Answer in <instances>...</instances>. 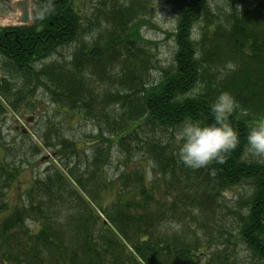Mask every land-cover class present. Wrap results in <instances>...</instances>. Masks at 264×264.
<instances>
[{"label": "trees", "instance_id": "trees-1", "mask_svg": "<svg viewBox=\"0 0 264 264\" xmlns=\"http://www.w3.org/2000/svg\"><path fill=\"white\" fill-rule=\"evenodd\" d=\"M42 1L32 24L0 28V59L25 84L44 86L65 120L101 131L87 155L66 134L49 143L48 121L39 149L55 157L12 206L6 189L18 169L0 161V264H239L240 248L249 264H264V162L245 157L247 133L264 117V0H230L226 14L210 0H183L168 67L133 24V5L111 12L101 3L107 27L97 31L74 0ZM73 43L62 57L58 49ZM222 91L239 105L230 120L240 143L223 162L179 174L169 134L185 119L210 122ZM114 149L120 170L111 175ZM247 181V209L222 225L224 216H212L216 195Z\"/></svg>", "mask_w": 264, "mask_h": 264}, {"label": "rangeland", "instance_id": "rangeland-1", "mask_svg": "<svg viewBox=\"0 0 264 264\" xmlns=\"http://www.w3.org/2000/svg\"><path fill=\"white\" fill-rule=\"evenodd\" d=\"M18 0H0V28L6 26H20L19 21L21 15V9L15 6ZM183 0H74L76 7L81 11V14L86 15L87 22L94 26L97 25L98 30L103 28L106 30V19L101 16H97L106 11L109 8L112 12L113 7H120L133 5L138 10L137 15L133 17L135 23L140 24V35L151 42L150 46L153 47L152 51L155 53L156 60L162 66L168 67L174 60V54L176 50V43L174 40V32L177 27L179 19V7ZM42 0H28L30 8V17L26 24H32L35 20V16L39 13V8ZM101 3L104 4V11H99L103 8ZM211 6L218 14H226L231 9L230 0H210ZM240 4V1L234 0L233 4ZM102 6V7H101ZM86 21V20H85ZM98 22L100 25H98ZM93 27V28H94ZM92 30L87 34L83 41L91 43L96 31ZM198 29V28H197ZM95 31V32H93ZM77 43L67 45L58 49L61 52L62 57L70 56L77 47ZM56 53V52H55ZM60 55H56L59 58ZM48 63L49 61H44ZM39 66L38 64L36 65ZM162 70V69H161ZM160 70V71H161ZM160 71L152 70L151 79L157 80L161 74ZM5 78V79H4ZM8 80L12 82L11 97H5V94L9 91ZM7 82V86L4 84ZM0 161H8L17 167V173L14 180L6 189V197L8 199V205L12 206L13 203L18 201L19 195H21L29 183L35 176H43L45 169L49 163L48 157H55L50 154V150L47 147H42L38 134H45V126L48 121L50 122V128L48 136H52L51 142L57 141V133L61 135L66 134L72 140L83 143L86 146L87 155L89 151L88 147L95 144L96 135L101 131L99 126L91 121H81L78 118L64 119L67 115L61 110L58 105L53 103L50 98L49 92H47L44 86L41 84L30 83L25 84L22 78V74L19 76L16 74L15 68L7 66L3 58L0 59ZM198 90L190 93V95H198ZM23 97V98H22ZM22 98L21 103L17 108L12 106L11 100H17ZM182 124V123H181ZM180 124V125H181ZM179 125V127H180ZM179 127L173 129L177 131ZM104 129V128H103ZM105 131V129H104ZM108 134V133H106ZM169 143L171 147L177 148L174 151L178 153V141L176 136L169 134ZM172 137V138H171ZM31 139V140H29ZM34 141H36V147L34 149ZM39 146V147H38ZM47 154V155H46ZM178 157V156H177ZM245 157L250 160H257L264 162V156H254L246 149ZM113 167L108 168V174H113L117 169L118 163L117 152L114 149L112 154ZM56 162H60L56 159ZM180 162V161H179ZM182 163V162H181ZM116 168V169H115ZM188 169L183 164V168L178 163L177 171L179 174ZM252 185L249 181L243 184V186H235L232 189H228L226 192L222 189L220 194L215 197L216 208L212 216L216 219L222 218L224 222L229 221L228 224H232V219L239 220L237 215L244 212L247 209L248 195L251 193ZM163 191L160 190V193ZM4 213V212H3ZM2 213V214H3ZM6 213V212H5ZM237 214V215H236ZM218 222V221H217ZM240 253L238 258L239 264H249L246 259L242 257L245 252L242 248L239 249ZM1 256V254H0Z\"/></svg>", "mask_w": 264, "mask_h": 264}, {"label": "clouds", "instance_id": "clouds-1", "mask_svg": "<svg viewBox=\"0 0 264 264\" xmlns=\"http://www.w3.org/2000/svg\"><path fill=\"white\" fill-rule=\"evenodd\" d=\"M238 107L234 95L222 91L210 105V122L185 119L175 134L179 161L193 169L213 160L223 162V154L240 143V132L230 120ZM246 141L250 154L264 156V117L250 127Z\"/></svg>", "mask_w": 264, "mask_h": 264}, {"label": "water", "instance_id": "water-1", "mask_svg": "<svg viewBox=\"0 0 264 264\" xmlns=\"http://www.w3.org/2000/svg\"><path fill=\"white\" fill-rule=\"evenodd\" d=\"M16 7L21 9L20 22H27L30 17L29 3L28 0H18Z\"/></svg>", "mask_w": 264, "mask_h": 264}]
</instances>
